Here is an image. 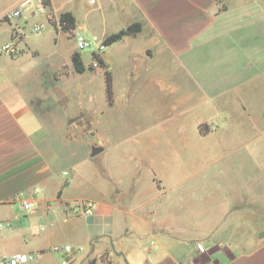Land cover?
<instances>
[{"label": "crops", "instance_id": "1", "mask_svg": "<svg viewBox=\"0 0 264 264\" xmlns=\"http://www.w3.org/2000/svg\"><path fill=\"white\" fill-rule=\"evenodd\" d=\"M18 1H0V36L7 35L0 38V45L13 41L19 49L16 56L0 55V260L30 253L36 258L28 264H264V224L247 219L234 197L222 193L224 183L208 188L219 198L215 207L205 208L200 226L191 221L190 212L180 209L176 190L186 182L178 178L176 183L158 176L156 183L152 178L156 191L150 195L136 179L123 186L113 178L110 191L84 193L83 175L94 174L92 162L104 150L91 158L90 132L88 139L83 138L91 109L82 107L71 114L66 107L68 90L76 84L69 78L81 74L71 63L73 37L68 39L58 26L59 15L70 12L76 21L74 33L101 42L131 24L141 25L139 33L99 54L112 78L111 105L104 81L102 87L104 112L111 114L106 121L116 119L115 93L122 86V107L143 94L152 99L153 109L141 118L154 129L164 110L158 107L164 104V96H158L154 87L158 81L172 86L163 93L175 102H186L194 111L201 96L199 103L208 105V120L229 121L236 119L230 118L232 114L242 119L246 110L256 111L257 106L253 100L235 97L236 111L222 108L212 116V103L225 105L232 94L213 96L208 88L198 87L202 84L198 73L205 68L198 55L208 48L210 69L228 72V80L237 79V61H221L259 50L264 0H49L48 17L25 14L2 21ZM52 16L57 26L50 23ZM35 24L53 30L44 65L35 62L40 53L27 43ZM60 39L71 42L63 52ZM220 57L223 65L218 63ZM254 79L250 81L256 86ZM147 88H155V93ZM72 95L79 98L83 92ZM91 132L99 141L96 131ZM64 171L71 175L68 182ZM22 195L34 199L28 212L15 199ZM82 200L93 202L95 208L74 213L70 207ZM54 246H70L74 253L53 254Z\"/></svg>", "mask_w": 264, "mask_h": 264}, {"label": "rangeland", "instance_id": "2", "mask_svg": "<svg viewBox=\"0 0 264 264\" xmlns=\"http://www.w3.org/2000/svg\"><path fill=\"white\" fill-rule=\"evenodd\" d=\"M50 23L57 26L54 16L50 18ZM37 25L41 26V30L38 35H27V43L39 51L40 56L34 59L41 65L47 63V40L53 30L44 28L42 24ZM6 37V33L0 36ZM66 37L72 39L71 35ZM10 42L16 46V50L9 56H16L19 49L16 43ZM70 43L60 39V51H65ZM202 51L198 59L203 60L205 68L198 73L202 83L197 84L198 87L208 88L213 96L224 92L232 94L229 96L231 101L225 105L213 102L211 115L217 116L218 112H223L222 108L236 111L235 97H244L247 102L253 100L256 111L246 110L242 119H237L238 113H235L230 117H235L234 120H208V105L199 103L201 96H197V110L192 111L186 102H175V98L163 93L164 90L166 93L171 91L172 86L168 82L158 81L154 82L156 94L160 92L158 96H164V104H158V107L163 106L164 110L163 116L155 120L154 129L144 125L146 122L143 120L144 115L153 109L154 104L149 102L152 99L148 101L143 94L137 101L127 105L129 108L122 107L124 104L120 103L125 100L121 99L122 93L119 92L122 86L116 89V119L110 123L105 118H110L111 114H106L102 105L103 69L98 63L97 66L93 65L96 62L93 59L94 52L87 49L79 53L86 72L69 78L76 84L68 90L66 107L71 114H76L78 108L91 109L84 120L88 131L83 138L88 139L87 133L94 129L99 139L97 145L103 146L104 150L92 162L94 174L87 172L83 175L87 181L82 188L85 194L96 195L101 189L110 191L113 185L109 179L113 178L115 184L123 186L136 179L144 192L150 195L156 191L152 178L156 183L159 178L164 182L176 183L178 178L186 182L182 183L180 190H176L182 204L180 209L190 212L191 221L200 226L204 225L205 208L215 207L219 198L216 193H210L208 188L220 182L224 183L222 193L228 192L234 197L236 207L244 208L248 220L264 224V38L259 40V50L256 52L229 56L222 61L221 57L218 58L220 65L227 64V59L237 61L238 78L233 80H228V72L211 70L208 48ZM252 78H257L256 86L252 85ZM77 90H82L83 96H73ZM147 90L155 93V88ZM83 123L79 121L80 126ZM87 141L93 144L91 139Z\"/></svg>", "mask_w": 264, "mask_h": 264}, {"label": "built area", "instance_id": "3", "mask_svg": "<svg viewBox=\"0 0 264 264\" xmlns=\"http://www.w3.org/2000/svg\"><path fill=\"white\" fill-rule=\"evenodd\" d=\"M94 1L91 0V3ZM47 6L44 3V0H20L15 5H13L4 15L5 20H16L24 16L25 14H37L39 16L45 17L47 15ZM33 33H38L41 30L40 25H33L31 29ZM73 43H74V51L76 53H82L83 51L89 49L92 52H101L105 48L101 45V42H97L95 39H89L84 37L79 33H73ZM93 41H96V44H93ZM16 46L13 43H8L6 45L0 46V53H7V55H13L15 53ZM94 66H97V62H94ZM62 176L64 177L65 181L68 182L71 179V175L68 171L62 172ZM37 190H34L36 193ZM17 201L21 202V207L24 211H30L34 206V199L33 197L24 198L22 196H18L15 198ZM74 213L82 212V213H89L95 208V204L90 201H79L75 203L72 207H70ZM1 225V224H0ZM3 226V225H2ZM6 226H9L6 223ZM52 253L58 254H73L74 251L70 246L64 247H57L54 246L50 249ZM199 252H203V248L199 247ZM36 256L30 253L23 254L17 253L8 258L0 260V264H28L31 261L35 260ZM63 264H67L66 261Z\"/></svg>", "mask_w": 264, "mask_h": 264}, {"label": "trees", "instance_id": "4", "mask_svg": "<svg viewBox=\"0 0 264 264\" xmlns=\"http://www.w3.org/2000/svg\"><path fill=\"white\" fill-rule=\"evenodd\" d=\"M46 6L49 5V0H44ZM5 19L3 18L2 21ZM58 26L59 30L67 35H73L76 28V21L73 15L70 12H63L58 17ZM141 31V25L134 23L128 27L119 30L118 32L109 35L104 40L101 41V45L106 48L112 45L115 42L122 40L126 36H134ZM93 59L98 63L100 68L103 69L104 82H105V92L107 97V102L109 105L112 104V78L111 74L105 70V64L102 58L97 54L93 53ZM71 63L73 71L76 74H83L86 71V67L83 64L81 56L79 53H73L71 56Z\"/></svg>", "mask_w": 264, "mask_h": 264}, {"label": "water", "instance_id": "5", "mask_svg": "<svg viewBox=\"0 0 264 264\" xmlns=\"http://www.w3.org/2000/svg\"><path fill=\"white\" fill-rule=\"evenodd\" d=\"M89 138L92 140L93 144L90 147V157L93 158L100 154L103 151V148L97 145V137L94 135V132L89 133ZM93 249L91 248V251Z\"/></svg>", "mask_w": 264, "mask_h": 264}]
</instances>
